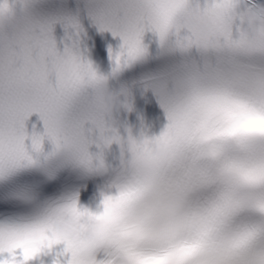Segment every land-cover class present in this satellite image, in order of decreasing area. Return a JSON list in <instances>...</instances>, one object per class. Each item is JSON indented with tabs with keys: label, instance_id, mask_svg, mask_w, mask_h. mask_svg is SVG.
<instances>
[{
	"label": "snow or ice",
	"instance_id": "snow-or-ice-1",
	"mask_svg": "<svg viewBox=\"0 0 264 264\" xmlns=\"http://www.w3.org/2000/svg\"><path fill=\"white\" fill-rule=\"evenodd\" d=\"M37 3L0 0V264H264V3L89 0L92 23L122 41L107 75L77 46L58 50L54 24L82 28ZM146 34L163 62L141 84L167 124L125 138L97 90L149 59ZM112 95L131 110L127 89ZM33 113L47 151L25 129ZM66 168L109 176L100 210Z\"/></svg>",
	"mask_w": 264,
	"mask_h": 264
},
{
	"label": "clouds",
	"instance_id": "clouds-1",
	"mask_svg": "<svg viewBox=\"0 0 264 264\" xmlns=\"http://www.w3.org/2000/svg\"><path fill=\"white\" fill-rule=\"evenodd\" d=\"M97 99L99 103L109 112L110 114H113V112L117 111L120 107L117 103L116 99L112 95V92L109 90V87L107 85L100 87L97 90ZM29 138H34L35 143L38 146V149L42 152L44 151V143L45 140H47L49 143H51L48 140V134L46 133L45 129L43 133L40 132H33L31 135H29ZM149 148H152V145H148ZM158 153L162 151L161 146L157 145L154 149ZM101 235V228L99 226L93 225L90 226L87 229L86 236L89 239H98Z\"/></svg>",
	"mask_w": 264,
	"mask_h": 264
}]
</instances>
